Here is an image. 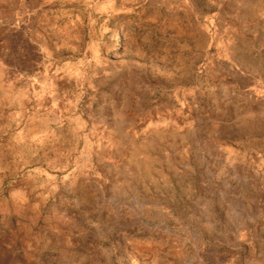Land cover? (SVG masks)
<instances>
[{"label":"rangeland","instance_id":"1","mask_svg":"<svg viewBox=\"0 0 264 264\" xmlns=\"http://www.w3.org/2000/svg\"><path fill=\"white\" fill-rule=\"evenodd\" d=\"M239 234L264 264V0H0V264Z\"/></svg>","mask_w":264,"mask_h":264},{"label":"crops","instance_id":"2","mask_svg":"<svg viewBox=\"0 0 264 264\" xmlns=\"http://www.w3.org/2000/svg\"><path fill=\"white\" fill-rule=\"evenodd\" d=\"M216 213H217V207L215 206ZM247 213V210H245ZM229 213V211H227ZM219 227V222L217 221V228ZM239 239L236 240L235 246H230L227 248L225 244H221L224 246L223 249L220 250L219 253H217V264H255V261L258 260V257L256 259H253L252 256L257 255H243L245 254L240 252L241 251H247L248 248L250 250L253 249V244L255 240H242V234H239ZM238 238V237H237ZM238 244H240V247L238 248ZM242 253V254H241ZM260 258H264V255H261Z\"/></svg>","mask_w":264,"mask_h":264}]
</instances>
